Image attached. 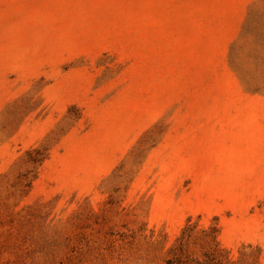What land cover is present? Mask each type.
<instances>
[{"label":"rangeland","instance_id":"374dc122","mask_svg":"<svg viewBox=\"0 0 264 264\" xmlns=\"http://www.w3.org/2000/svg\"><path fill=\"white\" fill-rule=\"evenodd\" d=\"M264 264V0H0V264Z\"/></svg>","mask_w":264,"mask_h":264},{"label":"trees","instance_id":"16d2710c","mask_svg":"<svg viewBox=\"0 0 264 264\" xmlns=\"http://www.w3.org/2000/svg\"><path fill=\"white\" fill-rule=\"evenodd\" d=\"M167 264H176V259L169 258Z\"/></svg>","mask_w":264,"mask_h":264}]
</instances>
